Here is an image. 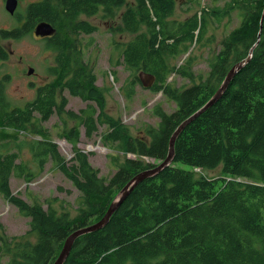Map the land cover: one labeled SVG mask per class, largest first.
Instances as JSON below:
<instances>
[{
  "label": "trees",
  "instance_id": "trees-1",
  "mask_svg": "<svg viewBox=\"0 0 264 264\" xmlns=\"http://www.w3.org/2000/svg\"><path fill=\"white\" fill-rule=\"evenodd\" d=\"M177 6L178 0H42L19 13L18 20L26 16L25 28L2 32L6 39H21L39 22L56 28L53 37L43 39L54 54V65L48 69L51 80L37 87L33 101L13 106L7 95L8 76L0 81V194L30 218L29 232L16 237L8 236L0 223V241L6 235L8 247L16 253L0 246V259L8 257L7 264H55L76 228L101 221L136 175L168 158L180 125L215 96L232 68L252 50V58L222 97L179 134L173 163L139 184L105 228L79 237L64 264H264V0H230L184 20L174 18ZM233 11L240 25L221 40L207 76L197 77L191 49L214 41L207 37L210 22L220 25ZM82 16H100L110 21L113 35L130 37L116 43L111 59L113 67L124 65L132 72L121 87L125 99L134 100L137 87H142L139 74L145 72L155 76L151 90L176 104L173 113L158 105V123L145 125L136 136L108 113L107 91L97 86L93 68L83 59L81 36L98 27ZM0 52V59L6 58ZM184 55L185 64L177 66ZM116 74L113 71L115 78ZM173 74L193 84L168 83ZM65 90L91 104L79 114L65 112L67 100L60 98ZM54 114L63 121L59 136L73 144L77 164H68L56 143L27 138L47 137L38 123ZM100 125L106 127L104 144L124 156L123 161L110 156L117 172L108 182L77 148L80 127L91 139ZM25 146L36 170L23 159L18 163ZM49 157L80 192L75 217L53 207L44 211L41 203L31 205L12 192L13 175L29 184L43 173ZM219 168L220 177L213 179L197 172Z\"/></svg>",
  "mask_w": 264,
  "mask_h": 264
},
{
  "label": "rangeland",
  "instance_id": "rangeland-1",
  "mask_svg": "<svg viewBox=\"0 0 264 264\" xmlns=\"http://www.w3.org/2000/svg\"><path fill=\"white\" fill-rule=\"evenodd\" d=\"M39 1L42 0H20L17 10L18 15L20 12L24 13L29 4ZM228 1L230 0H194L193 3L186 4L187 0H178L177 11L174 18L177 20H184L186 17L191 16L194 13H199L202 9L222 7ZM5 4L6 0H0V33L1 31L12 29L13 26L17 24L16 18L10 16L5 10ZM187 9H189L188 12H186ZM82 19L87 20L98 27V30L93 34L89 36H81L82 43L85 47L83 51V59L85 63L93 68V72L97 77V86L102 87L107 91L108 113L115 118L121 119L125 125L129 126L132 130L133 136L140 133L139 131L144 129L145 125L149 124L155 126L158 123L159 118L154 113L155 107L158 105L168 113H173L176 109V104L173 101L169 100L161 92L156 93L152 90L144 89L141 86L137 87V95L132 102L125 99L121 93V87L132 75V72L126 69L124 65L113 67L111 59L116 43L127 42L130 37L128 35H113L111 29H109L111 27L110 21L103 20L100 16L92 18L82 16ZM240 23L241 20L236 11H233L227 18H224L220 25L214 24L212 21L210 22L207 37L208 39L214 37V41H212L213 43L208 40L206 47L201 48L199 46H194L191 49V56L195 60L193 71L197 77L207 76L210 71V62L213 60L214 55L221 49V40L233 29L239 26ZM0 45L3 47L4 51L9 54L7 60L0 62V70L2 71L0 81L3 76H8L7 95L10 102L13 106L24 107L27 103L36 98L37 87L40 85L42 86L51 80L48 74V69L54 65V54L52 51L46 49V42L37 39L33 32L21 38L19 41L3 39L0 34ZM88 45L89 47L87 48ZM188 55L179 58L175 62L177 66L185 64ZM249 56L252 58L251 53ZM29 68L35 70V73L32 76H28ZM113 71H116L117 73L116 78L113 75ZM167 81L170 84H174L176 87L190 86L193 84L190 80L182 78L177 74L171 75ZM198 81L199 80L197 79L196 82ZM60 98H65L67 100V105L64 110L65 112L71 111L79 114L82 109H85L91 104L89 102H84L78 97L70 95L68 91L62 93ZM36 116L38 115L36 114ZM33 121L37 123L36 120ZM38 124L40 127L39 129L44 131L47 134V137L28 135L27 138L30 140L47 139L50 142L56 143L59 152L66 159L68 164H77L75 161L73 144L59 136V133H61L62 130V119L57 114H54L47 122ZM70 125H73V123ZM79 131L80 140L77 143V148L81 149L88 156L90 165L93 168L98 169L99 176L106 179L108 182V179H111L117 172V168L111 164L110 156H119L121 157V161H123V154L120 151L111 149L113 148L111 145L104 144L102 135L106 132L105 126L100 125L98 132H96L91 139L86 137V129L83 126L80 127ZM19 153L20 159L18 160V163L23 159L24 161L29 162L32 169L36 170L35 165L32 163V154L29 149L25 146ZM49 158L50 159L47 161L43 173L29 184L23 178L13 175L11 179L12 192L31 205H33L32 203L34 202L41 203L44 207V211H47L49 207H53L60 212H69L72 217H75L78 215L77 199L80 196V192L58 168L57 164L52 161V157ZM128 158L135 159L136 157L134 155H128ZM146 160L154 163L153 159ZM159 165H161V163L154 168ZM177 166L188 169L186 165L181 163H178ZM197 172H202L208 178L213 179L220 177L221 168L212 171L197 170ZM0 223L3 225L5 233L11 237L24 235L30 230V218L25 217L15 206L6 202L1 194ZM79 229L80 228H76L67 240L70 239V237ZM2 235H4L3 230L0 228V236ZM5 236L4 239L0 241V246H5L10 253L16 255L14 250L8 247V242L10 241ZM28 238L32 240V237L28 236ZM9 260L8 257H4L3 259H0V263L7 264Z\"/></svg>",
  "mask_w": 264,
  "mask_h": 264
},
{
  "label": "water",
  "instance_id": "water-1",
  "mask_svg": "<svg viewBox=\"0 0 264 264\" xmlns=\"http://www.w3.org/2000/svg\"><path fill=\"white\" fill-rule=\"evenodd\" d=\"M18 0H6L5 9L10 15H14L16 10L18 9ZM33 34L37 38H50L53 37L56 34V28L54 25H52L49 22L43 21L39 22L34 30ZM260 37V35H259ZM253 50L251 51L252 54ZM251 57L245 59L243 62L237 64L235 67L232 68V70L227 75L223 85L218 90V92L215 94V96L204 106L202 107L198 112H196L194 115H192L190 118H188L186 121H184L180 127L177 129V131L174 133L171 142H170V152L168 158L161 163L158 167L150 170L143 171L136 175L134 179L120 192L116 200L112 203L109 210L107 211L104 218L95 224H93L90 227L79 229L74 235L70 237V239L67 240L66 244L64 245V248L58 257L55 264H64L66 259L68 258L69 254L72 251V247L75 243V241L85 234H90L97 232L101 229H103L108 222L110 221L112 215L120 208V206L123 204V202L129 197V195L135 190V188L144 182L145 180L157 176L159 173L162 172L163 169L166 167H169L173 161H174V147H175V141L179 134L193 121H195L202 113H204L206 110H208L210 107H212L224 94L226 89L228 88L229 84L235 77V75L250 61ZM35 73V70L33 68H29L28 76H32ZM139 79L141 80V83L145 89H151L155 84V76L147 74L145 72H141L139 74Z\"/></svg>",
  "mask_w": 264,
  "mask_h": 264
},
{
  "label": "flooded vegetation",
  "instance_id": "flooded-vegetation-1",
  "mask_svg": "<svg viewBox=\"0 0 264 264\" xmlns=\"http://www.w3.org/2000/svg\"><path fill=\"white\" fill-rule=\"evenodd\" d=\"M19 1V3H20V0H18ZM18 7H19V4H18ZM6 10V9H5ZM18 10V9H17ZM17 10H16V12H15V14L14 15H10V16H13V17H15L16 18V25H14L13 26V28L12 29H14V28H16V27H21V28H25L26 27V24H27V21L25 20V17L23 18V19H20V20H18V13H17ZM12 29H8V30H12ZM2 32L3 31H1V36H2V38L3 39H6V38H4L3 37V35H2ZM26 35H28L27 33H25L24 35H23V37H25ZM22 37V38H23ZM37 38V37H36ZM37 39H41V40H43L42 38H37ZM9 40H14V41H19L20 39H13V38H9ZM44 41V40H43ZM0 50L3 52V54L6 56V58H3V59H0V62H4L5 60H7L8 58H9V54H7V52L6 51H4V49H3V47L0 45ZM1 53V52H0ZM66 91H68V90H65L64 92H66ZM69 92V91H68ZM70 93V92H69ZM71 95V94H70ZM74 97H77V96H74ZM78 98H80V97H78ZM80 99H82V98H80ZM83 100V99H82Z\"/></svg>",
  "mask_w": 264,
  "mask_h": 264
},
{
  "label": "bare ground",
  "instance_id": "bare-ground-1",
  "mask_svg": "<svg viewBox=\"0 0 264 264\" xmlns=\"http://www.w3.org/2000/svg\"><path fill=\"white\" fill-rule=\"evenodd\" d=\"M68 107V106H67ZM67 109V108H66ZM74 246V245H73Z\"/></svg>",
  "mask_w": 264,
  "mask_h": 264
}]
</instances>
